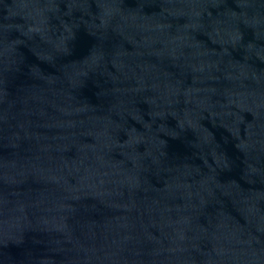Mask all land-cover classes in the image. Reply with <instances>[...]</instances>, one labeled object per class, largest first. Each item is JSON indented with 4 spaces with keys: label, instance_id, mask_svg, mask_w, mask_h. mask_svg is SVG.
I'll use <instances>...</instances> for the list:
<instances>
[{
    "label": "water",
    "instance_id": "1",
    "mask_svg": "<svg viewBox=\"0 0 264 264\" xmlns=\"http://www.w3.org/2000/svg\"><path fill=\"white\" fill-rule=\"evenodd\" d=\"M264 47V0H233Z\"/></svg>",
    "mask_w": 264,
    "mask_h": 264
}]
</instances>
